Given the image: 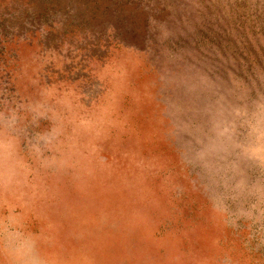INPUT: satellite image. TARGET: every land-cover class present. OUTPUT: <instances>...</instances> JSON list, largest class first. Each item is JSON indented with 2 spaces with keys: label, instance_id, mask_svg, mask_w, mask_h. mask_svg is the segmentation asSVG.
Listing matches in <instances>:
<instances>
[{
  "label": "rangeland",
  "instance_id": "rangeland-1",
  "mask_svg": "<svg viewBox=\"0 0 264 264\" xmlns=\"http://www.w3.org/2000/svg\"><path fill=\"white\" fill-rule=\"evenodd\" d=\"M0 264H264V0H0Z\"/></svg>",
  "mask_w": 264,
  "mask_h": 264
}]
</instances>
